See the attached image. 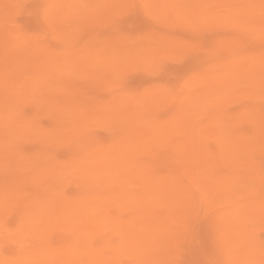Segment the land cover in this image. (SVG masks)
Listing matches in <instances>:
<instances>
[{
    "label": "rangeland",
    "instance_id": "1",
    "mask_svg": "<svg viewBox=\"0 0 264 264\" xmlns=\"http://www.w3.org/2000/svg\"><path fill=\"white\" fill-rule=\"evenodd\" d=\"M0 12V264H264V0Z\"/></svg>",
    "mask_w": 264,
    "mask_h": 264
},
{
    "label": "bare ground",
    "instance_id": "2",
    "mask_svg": "<svg viewBox=\"0 0 264 264\" xmlns=\"http://www.w3.org/2000/svg\"><path fill=\"white\" fill-rule=\"evenodd\" d=\"M104 1V0H103ZM216 1V0H215ZM252 1V0H251ZM222 3V2H221ZM2 4V3H1ZM206 5V4H205ZM125 6V5H124ZM207 6V5H206ZM225 6V5H224ZM51 7V6H50ZM108 7V6H107ZM103 8V7H102ZM247 8V7H246ZM99 9H100V7H99ZM161 10V9H160ZM247 10V9H246ZM239 11V10H238ZM185 12V11H184ZM216 12V11H215ZM235 12V11H234ZM1 13V12H0ZM98 13V12H97ZM102 13V12H101ZM110 13V12H109ZM164 13V12H163ZM214 13V12H213ZM259 13V12H258ZM93 14V13H92ZM104 14V13H103ZM217 14V13H216ZM186 15V14H185ZM211 15V14H210ZM87 16V15H86ZM250 16V15H249ZM3 17V16H2ZM53 17V16H52ZM186 17V16H185ZM3 20V19H2ZM99 20V19H98ZM160 20V19H159ZM191 20V19H190ZM201 20V19H200ZM5 22V21H4ZM102 22V21H101ZM6 23V22H5ZM8 27V26H7ZM240 27V26H239ZM263 29V28H262ZM2 32V31H1ZM19 32H21V30L19 31ZM245 35V34H244ZM151 36H153V35H151ZM240 36V35H239ZM5 37V36H4ZM81 37V36H80ZM162 37V36H161ZM2 38V37H1ZM16 38V37H15ZM153 38V37H152ZM124 41H125V39H124ZM154 41V40H153ZM5 43V42H4ZM27 44V43H26ZM46 44V43H45ZM157 44H159V43H157ZM161 44V43H160ZM159 44V45H160ZM10 45V44H9ZM13 45V44H12ZM22 47V46H21ZM69 47V46H68ZM130 47V46H129ZM153 47V46H152ZM143 49V48H142ZM128 51V50H127ZM160 51V50H159ZM115 52V51H114ZM119 52V51H118ZM3 53V52H2ZM63 54V53H62ZM121 54V53H120ZM126 55V54H125ZM117 57V56H116ZM9 60V59H8ZM96 60V59H95ZM256 60V59H255ZM65 61V60H64ZM240 61V60H239ZM262 61V60H261ZM118 62V61H117ZM240 62H242V61H240ZM255 62V61H254ZM258 62V61H257ZM56 63H57V61H56ZM119 63V62H118ZM239 63V62H238ZM58 64V63H57ZM244 65V64H243ZM256 65V64H255ZM263 65V64H262ZM261 65V66H262ZM252 66V65H251ZM263 67V66H262ZM224 68V67H223ZM255 68V67H254ZM37 69V68H36ZM225 69H227V68H225ZM236 69V68H235ZM244 69V68H243ZM252 69H253V67H252ZM261 69V68H260ZM71 70V69H70ZM231 70V69H230ZM259 70V69H258ZM37 71V70H36ZM227 71V70H226ZM262 71V70H261ZM21 72V71H20ZM26 72V71H25ZM225 72V71H224ZM242 72V71H241ZM259 72V71H258ZM29 73V72H28ZM237 73V72H236ZM13 74V73H12ZM61 74V73H60ZM27 75V74H26ZM39 75V74H38ZM238 75H240V74H238ZM28 76H29V74H28ZM217 76H219V75H217ZM248 76V75H247ZM10 77V76H9ZM74 77V76H73ZM236 77V76H235ZM8 78V77H7ZM33 78H35V77H33ZM62 78V77H61ZM8 81V80H7ZM62 81V80H61ZM70 81V80H69ZM8 82H10V81H8ZM14 82V81H13ZM64 82V81H63ZM217 82H218V80H217ZM251 83V82H250ZM233 87V86H232ZM231 90V89H230ZM240 91V90H239ZM40 92V91H39ZM204 92V91H203ZM205 93V92H204ZM209 93V92H208ZM36 94V93H35ZM41 94V93H40ZM205 95V94H204ZM159 96V95H158ZM206 96V95H205ZM24 97V96H23ZM162 97H164V96H162ZM169 97V96H168ZM208 97V96H207ZM215 97V96H214ZM58 98V97H57ZM166 98V97H165ZM217 98V97H216ZM2 99V98H1ZM135 99V98H134ZM172 99V98H171ZM237 99V98H236ZM173 100V99H172ZM171 100V101H172ZM181 100V99H180ZM186 100V99H185ZM216 100V99H215ZM220 100V99H219ZM3 101V100H2ZM158 101V100H157ZM184 102V101H183ZM215 102V101H214ZM161 103V102H160ZM159 103V104H160ZM164 103V102H163ZM162 103V104H163ZM193 103V102H192ZM195 103V102H194ZM21 104V103H20ZM137 106V105H136ZM248 106V105H247ZM144 107V106H143ZM148 107V106H147ZM146 107V108H147ZM66 109V108H65ZM139 109H140V107H139ZM138 109V110H139ZM62 110V109H61ZM113 110V109H112ZM159 110V109H158ZM189 110V109H188ZM194 110V109H193ZM147 111V110H146ZM194 111H196V110H194ZM198 111V110H197ZM138 112V111H137ZM143 112V111H142ZM145 112V111H144ZM154 112V111H153ZM198 113V112H197ZM155 114V113H154ZM141 115V114H140ZM240 115V114H239ZM140 117V116H139ZM247 117V116H246ZM154 118V117H153ZM139 119V118H138ZM197 119V118H196ZM222 120V119H221ZM247 120V119H246ZM202 122V121H201ZM191 124V123H190ZM263 124V123H262ZM230 125V124H229ZM183 126H184V124H183ZM192 126V125H191ZM199 127V126H198ZM173 128V127H172ZM176 128V127H175ZM200 129V128H199ZM167 131V130H166ZM191 131V130H190ZM213 132V131H212ZM187 133V132H186ZM161 137V136H160ZM163 138V137H162ZM184 138V137H183ZM203 140V139H202ZM143 141V140H142ZM252 142V141H251ZM170 145V144H169ZM133 146V145H132ZM150 146V145H149ZM153 146V145H152ZM166 146V145H165ZM153 147H155V146H153ZM138 149V148H137ZM140 149V148H139ZM153 150V149H152ZM128 151V150H127ZM140 151V150H139ZM91 152V151H90ZM245 153V152H244ZM133 154V153H132ZM136 154V153H135ZM109 157V156H108ZM250 157V156H249ZM100 158V157H99ZM92 159H93V157H92ZM115 159V158H114ZM81 161V160H80ZM102 162V161H101ZM92 163V162H91ZM105 163V162H104ZM118 163V162H117ZM108 164H109V162H108ZM128 164V163H127ZM101 165V164H100ZM114 165V164H113ZM137 165V164H136ZM102 166V165H101ZM139 166H141V165H139ZM108 167V166H107ZM113 167V166H112ZM121 168V167H120ZM103 169V168H102ZM119 169V168H118ZM229 169H231V168H229ZM236 169V168H235ZM239 169V168H238ZM96 170V169H95ZM106 170V169H105ZM114 170V169H113ZM116 170V169H115ZM215 170V169H214ZM244 170V169H243ZM97 171V170H96ZM110 171V170H109ZM156 172V171H155ZM89 173V172H88ZM176 173V172H175ZM212 173V172H211ZM86 174V173H85ZM84 174V175H85ZM108 174V173H107ZM173 174V173H172ZM209 174V173H208ZM88 176V175H87ZM179 176V175H178ZM85 177V176H84ZM154 177V176H153ZM172 177V176H171ZM174 177H175V175H174ZM173 177V178H174ZM210 177V176H209ZM248 177H250V176H248ZM78 178V177H77ZM90 178V177H89ZM121 179V178H120ZM157 179H159V178H157ZM86 180V179H85ZM92 180V179H91ZM125 180V179H124ZM173 180V179H172ZM184 181V180H183ZM193 181V180H192ZM229 181V180H228ZM187 182V181H186ZM100 183V182H99ZM121 183H122V181H121ZM101 184V183H100ZM142 184V183H141ZM183 185H184V183H183ZM201 185V184H200ZM203 185V184H202ZM101 186V185H100ZM111 186V185H110ZM183 187V186H182ZM185 187V186H184ZM171 188V187H170ZM167 189V188H166ZM196 189V188H195ZM243 189V188H242ZM117 190V189H116ZM143 190V189H142ZM161 190V189H160ZM181 190V189H180ZM198 190V189H197ZM165 191V190H164ZM167 191V190H166ZM178 191V190H177ZM115 192V191H114ZM162 192V191H161ZM207 192V191H206ZM233 192V191H232ZM119 194V193H118ZM158 194H160L159 192H158ZM144 196V195H143ZM157 197V196H156ZM100 198V197H99ZM158 198H159V196H158ZM105 199H106V197H105ZM110 199V198H109ZM162 199V198H161ZM257 199V198H256ZM221 200V199H220ZM231 200V199H230ZM85 201V200H84ZM249 201V200H248ZM256 201V200H255ZM105 203V202H104ZM107 203V202H106ZM122 203H124V202H122ZM190 203V202H189ZM254 203V202H253ZM262 203V202H261ZM177 204V203H176ZM184 204V203H183ZM251 204V203H250ZM110 205V204H109ZM163 205V204H162ZM102 206V205H101ZM159 206V205H158ZM260 206V205H259ZM175 207V206H174ZM249 207V206H248ZM261 207V206H260ZM109 208H110V206H109ZM121 208V207H120ZM168 209V208H167ZM174 209V208H173ZM148 210V209H147ZM149 211V210H148ZM178 211V210H177ZM65 212V211H64ZM121 212V211H120ZM106 213V212H105ZM172 213V212H171ZM170 212H169V214H171ZM186 214V213H185ZM243 214V213H242ZM63 215H64V213H63ZM112 215V214H111ZM137 215V214H136ZM68 216V215H67ZM113 217H114V215H113ZM151 217V216H150ZM188 217V216H187ZM173 218V217H172ZM184 218V217H183ZM189 218V217H188ZM187 218V219H188ZM114 219V218H113ZM264 219V218H263ZM96 220V219H95ZM148 220V219H147ZM252 220H253V218H252ZM254 220H256V219H254ZM123 221H125V220H123ZM144 221V220H143ZM191 221V220H190ZM104 223V222H103ZM143 223V222H142ZM151 223V222H150ZM154 223V222H153ZM188 223V222H187ZM229 223V222H228ZM98 224V223H97ZM190 224V223H189ZM150 225V224H149ZM256 225V224H255ZM156 226V225H155ZM187 226V225H186ZM113 227V226H112ZM158 227V226H157ZM107 229V228H106ZM156 230V229H155ZM172 230V229H171ZM136 231V230H135ZM157 231H159V230H157ZM116 232V231H115ZM153 232V231H152ZM226 232V231H225ZM75 233V232H74ZM84 233V232H83ZM183 233V232H182ZM120 234V233H119ZM153 234V233H152ZM111 236H112V234H111ZM121 236V235H120ZM111 238V237H110ZM176 238V237H175ZM151 239V238H150ZM157 239V238H156ZM107 241V240H106ZM105 241V242H106ZM152 241V240H151ZM158 241V240H157ZM108 244V243H107ZM113 244V243H112ZM158 245H159V243H158ZM120 246V245H119ZM124 246V245H123ZM148 246V245H147ZM90 247H92V246H90ZM179 247V246H178ZM236 247V246H235ZM118 248V247H117ZM140 248V247H139ZM113 249V248H112ZM137 249V248H136ZM178 249V248H177ZM89 250V249H88ZM118 250V249H117ZM93 252V251H92ZM149 252V251H148ZM151 252H153V251H151ZM258 252V251H257ZM86 254V253H85ZM90 255V254H89ZM93 255V254H92ZM121 256V255H120ZM136 256V255H135ZM63 257V256H62ZM133 257V256H132ZM67 258V257H66ZM256 258V257H255ZM91 259V258H90ZM225 259H226V257H225ZM242 259V258H241ZM67 260H68V258H67ZM73 260V259H72ZM229 260V259H228ZM81 261V260H80ZM96 261V260H95ZM135 261V260H134ZM261 261V260H260ZM106 262V261H105ZM92 264V263H91ZM123 264H124V262H123Z\"/></svg>",
    "mask_w": 264,
    "mask_h": 264
}]
</instances>
